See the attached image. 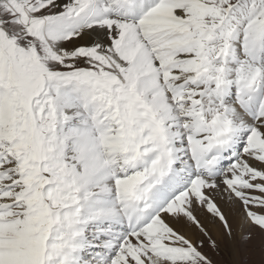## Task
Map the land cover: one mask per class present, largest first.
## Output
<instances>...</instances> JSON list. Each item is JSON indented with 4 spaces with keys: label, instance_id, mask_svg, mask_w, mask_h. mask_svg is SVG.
Listing matches in <instances>:
<instances>
[{
    "label": "snow or ice",
    "instance_id": "6c2138e0",
    "mask_svg": "<svg viewBox=\"0 0 264 264\" xmlns=\"http://www.w3.org/2000/svg\"><path fill=\"white\" fill-rule=\"evenodd\" d=\"M0 264H264V0H0Z\"/></svg>",
    "mask_w": 264,
    "mask_h": 264
}]
</instances>
